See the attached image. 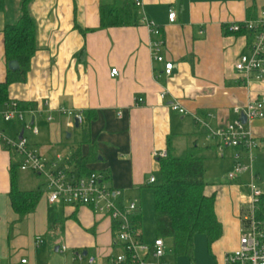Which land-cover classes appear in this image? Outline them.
Instances as JSON below:
<instances>
[{
	"label": "crops",
	"instance_id": "obj_1",
	"mask_svg": "<svg viewBox=\"0 0 264 264\" xmlns=\"http://www.w3.org/2000/svg\"><path fill=\"white\" fill-rule=\"evenodd\" d=\"M102 1L32 0L29 9L37 27V52L25 80L10 85L8 102L37 110L25 122L37 126L39 132L34 134L19 120L5 122L6 103L0 104V129L13 139L23 135L31 148L50 159L58 154L70 158L76 150L87 155L94 148L97 160L86 167L88 172L105 174L127 200H133V191L143 192L151 187L147 182L152 175L158 178L155 151L171 149L181 156L198 146L206 162L211 149L206 138L212 139L195 117L211 128L224 127L239 117L237 110L264 97V84H247L235 70L238 58L248 51L249 39L229 30L232 23L256 18L264 0H134V24L108 29H101ZM21 6L22 0H7L0 11V83L7 81L9 72L4 29L20 19ZM172 10L176 13L173 23L169 19ZM143 19L162 32V55L174 64L170 77H158L164 64L153 57L152 36ZM114 69L118 75L112 77ZM162 92H167L165 99ZM175 101L187 115L171 109ZM61 108L83 111L86 124L76 128L71 118L59 114ZM81 129L79 139L74 140L73 134ZM247 129L260 144L251 168L237 180L227 177L217 186L207 183L205 173V192L216 196L221 237L210 244L206 235H196L193 256L178 258L168 239L167 261L225 264L226 255L239 248L240 201L250 194L253 177L264 190V118L249 122ZM214 145L212 149L218 152ZM235 151L227 149L223 159L235 165ZM21 161L20 155L0 142V264H22V260L26 264H87V260H76L78 252L96 257L97 264H108L120 252L113 222L88 207L50 204L45 180L21 172ZM14 169L21 190L42 191L35 210L25 216L12 205ZM139 206L143 240L153 243L144 237L142 203ZM38 237L44 240L41 246L35 244ZM62 245L68 247L67 252H61Z\"/></svg>",
	"mask_w": 264,
	"mask_h": 264
},
{
	"label": "built area",
	"instance_id": "obj_2",
	"mask_svg": "<svg viewBox=\"0 0 264 264\" xmlns=\"http://www.w3.org/2000/svg\"><path fill=\"white\" fill-rule=\"evenodd\" d=\"M176 13L172 10L169 14L170 22H174ZM144 24L150 30L152 40L151 49L154 59L164 64L161 75L170 77L174 70V64L167 62L162 55L165 42L161 30L155 23L143 19ZM229 30L235 34H244L249 39L248 51L242 54L235 63L238 76L249 84L257 81L264 84V8L258 16L235 22L229 26ZM112 77L118 75L116 69L111 72ZM167 92H162L161 98L165 99ZM139 104L143 99L138 100ZM171 109L182 115H187L179 102H173ZM61 116L71 118L79 127L86 124L83 111L61 108L58 110ZM38 113L34 108L22 109L15 101L5 105L3 119L5 122L19 120L25 123V128L38 134L39 129L34 124L25 122L27 115L34 117ZM238 118L224 127L211 128L207 123L195 117L197 125L207 131L209 138L215 141L221 158L226 156L227 149H235L233 154L235 166L228 175L229 180H237L245 171L251 168L254 160V151L259 147L254 134L247 129L249 122L264 118V97L248 104L245 110H237ZM121 115V113H120ZM247 118L244 124L241 116ZM49 121L53 120L50 115ZM0 142L4 143L9 151H14L22 157L19 164L21 172H29L42 177L47 185V199L50 204H58L72 207H88L96 215L109 218L114 226L116 244L120 252L114 255L108 264H175L166 260L167 245L165 239L157 238L153 243L143 240L142 232L136 223V213L140 206L136 200H127L124 191L113 186L108 177L98 171H90L82 174L79 167L69 163V157L56 155L54 158L43 156L38 150L30 147L28 141L22 137L13 139L0 129ZM169 156L167 150L155 151V160L166 159ZM249 162V163H248ZM157 177L152 175L147 184L155 185ZM250 194L243 196L240 201V242L239 248L226 255L225 264H264V214L261 210V202L264 190L256 183V178L249 183ZM44 240L38 237L36 246H41ZM68 251V247L61 246V252ZM76 260H87V264H97L96 257L85 256L78 252ZM1 263V260H0ZM26 264L27 260H22Z\"/></svg>",
	"mask_w": 264,
	"mask_h": 264
},
{
	"label": "trees",
	"instance_id": "obj_3",
	"mask_svg": "<svg viewBox=\"0 0 264 264\" xmlns=\"http://www.w3.org/2000/svg\"><path fill=\"white\" fill-rule=\"evenodd\" d=\"M6 1L0 0V11L5 8ZM31 2L32 0H22L20 19L14 24H7L4 29L7 62L17 61L20 69L17 72L9 69L7 81L0 83V104L8 103L12 83L25 80L24 76L37 52V27L29 9ZM136 10L134 0L102 1L101 29L133 25ZM203 151L194 146L183 155L175 156L170 149L169 156L158 161L160 169L157 183L153 187L157 238L172 240V252L176 258L193 256L196 235H206L210 244L222 235V224L216 215V196L205 192L207 183ZM96 160L97 152L92 148L87 155L76 150L69 163L78 166L82 174H87L89 172L86 167ZM17 171L14 169L12 173V205L18 214L25 216L35 210L42 191L21 190ZM260 207L264 214V197ZM139 217L138 211V226L141 225Z\"/></svg>",
	"mask_w": 264,
	"mask_h": 264
},
{
	"label": "rangeland",
	"instance_id": "obj_4",
	"mask_svg": "<svg viewBox=\"0 0 264 264\" xmlns=\"http://www.w3.org/2000/svg\"><path fill=\"white\" fill-rule=\"evenodd\" d=\"M82 130L83 129L78 130L73 134L74 140L77 141L79 139ZM206 143L209 144V147L211 148L210 152H208L207 160L205 162V168L207 171L206 181L211 186L221 185L224 183V180L228 177V175L233 171L235 165L231 159L221 158L219 153L215 149H212V146H215V142L206 138ZM40 181H43V178L40 179ZM153 187L154 185L147 187L141 193H136V191L131 193L133 200L138 201L139 204L142 203V230L144 237L148 242H154L158 237L155 226ZM166 243L170 248L171 241L166 239Z\"/></svg>",
	"mask_w": 264,
	"mask_h": 264
},
{
	"label": "water",
	"instance_id": "obj_5",
	"mask_svg": "<svg viewBox=\"0 0 264 264\" xmlns=\"http://www.w3.org/2000/svg\"><path fill=\"white\" fill-rule=\"evenodd\" d=\"M9 69L11 71H13V72H17L20 69V65H19V63L17 61H12V62L9 63ZM241 120L243 121L244 124L247 123L246 116L242 115L241 116ZM75 126H76V128H79V124L77 122H76ZM22 137H23V135L20 136V138H22ZM68 137L69 138L71 137L70 134L68 135ZM84 255L86 256L87 253H85Z\"/></svg>",
	"mask_w": 264,
	"mask_h": 264
}]
</instances>
